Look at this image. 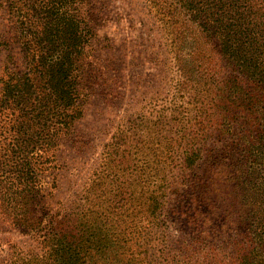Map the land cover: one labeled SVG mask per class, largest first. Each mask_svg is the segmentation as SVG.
Returning a JSON list of instances; mask_svg holds the SVG:
<instances>
[{"label":"trees","instance_id":"obj_1","mask_svg":"<svg viewBox=\"0 0 264 264\" xmlns=\"http://www.w3.org/2000/svg\"><path fill=\"white\" fill-rule=\"evenodd\" d=\"M5 1L22 69L8 55L0 76V226L38 237L42 264H133L119 254L127 245L85 213L53 219L44 210L61 140L83 115L93 71L83 46L94 33L76 0ZM173 2L203 43L173 48L184 101L169 146L185 173L170 216L208 252L228 237L222 264H264V0ZM187 264L219 263L209 253Z\"/></svg>","mask_w":264,"mask_h":264},{"label":"rangeland","instance_id":"obj_2","mask_svg":"<svg viewBox=\"0 0 264 264\" xmlns=\"http://www.w3.org/2000/svg\"><path fill=\"white\" fill-rule=\"evenodd\" d=\"M76 2L94 33L83 46L93 71L83 115L61 140L56 184L50 193L46 188L44 210L53 219L85 213L92 226L127 245L119 254L133 264L197 263L209 260V253L222 264L228 237L225 249L208 252L170 216L174 187L185 173L169 146L172 114L184 101L173 48L193 40L201 46L199 27L173 0ZM15 25L0 0V76L8 55L12 68L22 69ZM45 251L38 237L0 226V264H42Z\"/></svg>","mask_w":264,"mask_h":264}]
</instances>
